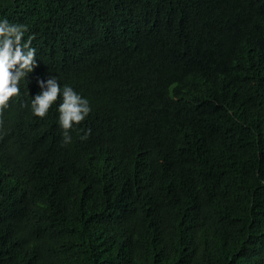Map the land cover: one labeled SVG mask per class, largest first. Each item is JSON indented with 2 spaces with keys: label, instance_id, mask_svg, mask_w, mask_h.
<instances>
[{
  "label": "trees",
  "instance_id": "1",
  "mask_svg": "<svg viewBox=\"0 0 264 264\" xmlns=\"http://www.w3.org/2000/svg\"><path fill=\"white\" fill-rule=\"evenodd\" d=\"M0 17L37 59L0 110V264H264V0H0ZM46 75L89 101L68 144L55 106L28 107Z\"/></svg>",
  "mask_w": 264,
  "mask_h": 264
},
{
  "label": "clouds",
  "instance_id": "2",
  "mask_svg": "<svg viewBox=\"0 0 264 264\" xmlns=\"http://www.w3.org/2000/svg\"><path fill=\"white\" fill-rule=\"evenodd\" d=\"M28 26L11 22L0 17V110L21 94V83L37 67L36 48L32 45L33 35L25 36ZM39 91L31 96L28 107L33 116L45 118L50 107L55 106L57 124L61 130L62 144L71 142V130L77 128L90 113L86 97L77 92L70 84H61L55 75L37 77ZM59 97V102H57ZM90 129L84 131L80 139H86Z\"/></svg>",
  "mask_w": 264,
  "mask_h": 264
}]
</instances>
